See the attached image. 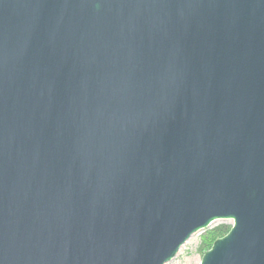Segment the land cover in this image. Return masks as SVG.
Wrapping results in <instances>:
<instances>
[{
	"label": "water",
	"instance_id": "1",
	"mask_svg": "<svg viewBox=\"0 0 264 264\" xmlns=\"http://www.w3.org/2000/svg\"><path fill=\"white\" fill-rule=\"evenodd\" d=\"M264 264V0H0V264Z\"/></svg>",
	"mask_w": 264,
	"mask_h": 264
},
{
	"label": "rangeland",
	"instance_id": "2",
	"mask_svg": "<svg viewBox=\"0 0 264 264\" xmlns=\"http://www.w3.org/2000/svg\"><path fill=\"white\" fill-rule=\"evenodd\" d=\"M232 221H215L205 230L199 231L179 249L176 256L166 264H200L203 250L200 249L204 235L220 226L231 227Z\"/></svg>",
	"mask_w": 264,
	"mask_h": 264
},
{
	"label": "trees",
	"instance_id": "3",
	"mask_svg": "<svg viewBox=\"0 0 264 264\" xmlns=\"http://www.w3.org/2000/svg\"><path fill=\"white\" fill-rule=\"evenodd\" d=\"M229 226H220L211 232H207L202 240L200 249L206 252L210 249L213 242L219 238L224 237L230 230Z\"/></svg>",
	"mask_w": 264,
	"mask_h": 264
}]
</instances>
